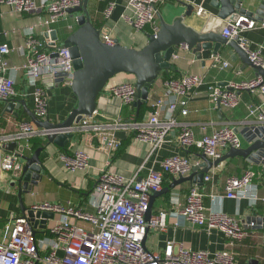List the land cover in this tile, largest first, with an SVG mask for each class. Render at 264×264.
Listing matches in <instances>:
<instances>
[{
    "label": "built area",
    "instance_id": "obj_1",
    "mask_svg": "<svg viewBox=\"0 0 264 264\" xmlns=\"http://www.w3.org/2000/svg\"><path fill=\"white\" fill-rule=\"evenodd\" d=\"M82 2L83 0H53L48 4V15L39 24L50 26L64 17L68 9L77 7ZM157 3L158 0H128L127 8L130 12L126 19L138 31L152 26L153 33H156L159 29L156 24ZM1 4L11 5L17 12H33L42 7L38 5L37 0H0ZM113 9L114 3H111L105 11L107 17L112 15ZM202 12L204 9L200 7L198 13L202 14ZM259 25L264 26V22L243 16L236 22L229 20L222 34L228 40H238L240 46L248 52L250 59L264 69L261 47L251 49L249 41L243 35L244 31ZM101 36L105 42L114 44V39L108 33H101ZM47 45H50V42L39 39L31 31L26 42L28 60L25 65V76L28 83L35 88L34 112L42 120L50 118V97L47 89L41 85V80L64 72L66 73L65 82L71 85L75 72L68 48L56 45L48 50ZM10 51L8 44L0 45V103L17 97L15 80L8 73L10 65L7 56ZM55 53L57 56H52ZM216 61H220V58L216 57ZM222 64L224 67L230 65L228 61H223ZM203 83L204 78L194 73L166 79L164 82L166 94L181 96L170 103L167 117L161 115L165 104L164 99L158 98L144 120L119 118L99 122L94 118L95 111L93 115H84L78 124L69 128H43L32 121H20L17 130L13 133L0 134V172L12 171L16 176H20L23 165L21 166L19 159L27 154L32 138L38 136L46 138L50 134L75 131L90 133L101 143V148L113 152L122 145L115 131L132 129L137 139L149 143L151 152H156L165 144L174 128L181 125L177 139L183 149L197 148L206 157L217 159L221 157L223 149L242 146L239 130L246 121L218 128L212 134L205 132L207 125L203 124L201 127L203 134L200 136L188 123H181L175 115L176 110L181 109L182 114L187 115L189 94ZM107 87L114 97L121 99L126 105H133L137 100L135 82H109ZM208 89L211 101L226 108H234L240 103L241 91L258 92L263 96V102L249 105L247 121L253 122V125L264 124V77L262 75L258 74L254 78L240 82H228L225 87L212 83L208 85ZM6 143H14L17 148L6 151L3 146ZM59 157L71 172L88 171L91 167L90 155L84 150H76L72 153L64 150ZM197 165H200V162L193 161L189 156L178 154L162 161L163 171L151 168L148 175L141 179L125 177L106 165L101 168L98 181L93 188L92 203L95 206V212L50 201L35 203L31 207L35 212L48 211L58 216L49 228L54 238L50 249L42 257L41 243L29 220L23 216L12 217L8 220L6 237L0 240V264H36L41 258L47 264H239L231 249L210 253L206 250L185 248L183 244H178L175 240H168L163 250L149 248L147 244L146 247L143 245L149 230H166L168 216H177L180 220H186L193 226L207 230L222 231L228 238V245L231 248L248 236L249 227L247 226H255L254 222L246 226L232 215L207 208L204 203V193L196 185L190 187L185 201H182L179 195L171 197L173 208L171 211L160 209L156 213H151L147 219L151 195L163 188V172L170 174L173 178L188 176ZM259 176L260 172L255 169H247L241 176L229 177L225 185L226 196L246 197L249 188ZM204 178L209 181L213 175L206 174ZM79 220L87 222L90 227L79 224Z\"/></svg>",
    "mask_w": 264,
    "mask_h": 264
},
{
    "label": "crops",
    "instance_id": "obj_2",
    "mask_svg": "<svg viewBox=\"0 0 264 264\" xmlns=\"http://www.w3.org/2000/svg\"><path fill=\"white\" fill-rule=\"evenodd\" d=\"M53 0H37L42 7L33 12H17L11 5H0V45L8 44L11 51L8 54L9 75L15 80L17 91L16 100H24L26 108L21 105L15 108L16 114L5 111V103H0V134L13 133L17 130L19 115L28 116L32 121L28 110L34 111L35 98L34 86L30 85L25 76V65L27 63L28 50L26 42L34 32L35 36L43 41L51 42L46 34L56 30L58 39L56 45H61L64 40L78 28L76 16L79 13H67L64 17L50 26L39 24L48 15V4ZM128 0H88V12L93 24L101 30V33H108L112 38L118 39L120 43L127 47L142 48L148 43V34L153 33V27L148 26L143 31L136 30L126 19L129 14L127 8ZM218 0H158V16L156 24L160 25V14L168 22H172L176 15L186 12L189 4L193 8L192 16L185 19V23L195 29L204 31L215 30L222 33L224 26L229 21L220 20L217 17L219 9L215 7ZM114 3L113 13L110 17L105 14L106 9ZM244 6L251 11L261 8L264 12V0H245ZM202 7L204 12L198 13ZM258 22H264V19ZM50 29V31H48ZM243 35L250 43L251 49H259L264 58V26L259 25L253 29L244 31ZM51 50L53 47L47 45ZM216 57L220 61H216ZM228 61L229 66L224 67L222 62ZM172 66L168 73L163 72L152 86L147 102L143 103L138 110L133 105H126L121 99L114 97L107 85L98 97L97 110L94 118L99 122H108L115 119L122 120H144L152 109V104L158 99H164V107L161 111L162 117L169 114L168 107L176 97L166 94L165 80L168 77L178 78L187 73L201 75L204 83L194 88L189 94L188 108L189 113L183 115L181 109H177L175 115L181 123H188L197 135H202L203 124L207 125L206 133L212 134L218 128L226 125H234L240 121H246L240 129H246L253 125L247 121L251 104L263 102V96L258 92L249 90L241 91L240 103L234 108H226L222 105L214 104L209 96L208 85L217 83L225 87L228 82H240L254 78L258 75L256 69L249 64H245L241 57L232 53V49L223 44L217 55L212 50H204L202 57L187 47H182L179 54L171 60ZM133 80V81H132ZM135 82V78L129 73H120L109 80V82ZM108 82V83H109ZM41 85L47 89L50 97L49 119L52 122L65 120L77 105V97L71 89V85L64 80H57L54 76H47L41 80ZM181 125H177L168 136L165 144L156 152H151V145L137 139L132 129H118L115 134L121 139L122 145L117 151H108L101 148V143L90 133L83 131L73 132V137L66 145L50 143L48 137H34L30 141V149L26 151L27 156H32L39 147H44L41 152L45 166V174L40 179L33 182V187L28 193H23V204L31 208L35 203L50 201L64 206L82 208L89 212H95L92 203L93 188L98 181L101 168L108 165L110 169L125 177L144 178L148 175L151 168L163 171L162 161L174 155H186L193 161L203 163L202 152L195 148L183 149L178 142L177 135ZM241 134V132H240ZM242 146L247 147L248 143L245 136L241 134ZM35 143H41L39 147H33ZM6 151L17 148L14 143L3 145ZM67 150L72 153L76 150H84L90 155V169L88 171L78 170L69 171L59 154ZM229 149H223L222 155ZM221 155V156H222ZM215 160V159H212ZM21 166L25 164L23 157L19 159ZM247 169H255L260 172L258 179L249 188L246 197L229 198L226 196V180L232 176H241ZM207 174H212L211 180H203L202 183L187 181L170 192L158 196L154 201L152 213L160 209L171 211V197L179 195L182 201L190 187L196 185L204 193V203L207 208L214 211H221L238 218L246 226L248 219L254 216L264 217V165L248 162L242 157H233L221 162L218 166H213ZM21 177L12 171L2 170L0 172V182H4V187L0 188V240L8 233V220L12 217L23 215L21 200L19 197L20 185L18 180ZM163 187L173 181L170 174L163 172ZM29 181V184L31 183ZM26 181L24 180V183ZM58 218L53 214L45 223H39L36 229V237L41 243V256L43 257L50 249L54 238L49 232V228ZM166 230L158 231L151 229L146 237V244L149 248L163 250L168 240H175L178 244H183L185 248L192 250H206L216 253L225 249H231L239 264H251V260L256 259L258 263L264 264V238L263 229H259L256 224L249 227L248 236L237 246L230 247L228 238L218 229L207 230L199 226H193L186 220H180L177 216H168ZM79 224L90 227L85 221H78ZM176 222L178 224H176ZM41 258L36 264H47Z\"/></svg>",
    "mask_w": 264,
    "mask_h": 264
},
{
    "label": "water",
    "instance_id": "obj_3",
    "mask_svg": "<svg viewBox=\"0 0 264 264\" xmlns=\"http://www.w3.org/2000/svg\"><path fill=\"white\" fill-rule=\"evenodd\" d=\"M245 0H218L215 7L219 9L217 17L220 20H231L236 22L240 17H247L256 21L264 19V12L261 8L251 11L244 6ZM187 10L182 15H176L172 22H168L160 14V25L156 33L148 34V43L142 48L127 47L115 39L114 44H109L102 39L101 30L96 27L90 19L88 12V0H83L82 4L68 9L69 13H79L76 16L78 28L73 31L60 45L68 48L73 59L75 68L71 89L77 97V105L69 116L61 122H52L50 119H39L34 111L28 110L32 122L43 128H69L78 124L84 115H93L97 110L98 97L104 90L109 80L120 73L132 74L135 78L137 88V100L134 106L139 110L143 103L149 99L152 86L163 72L168 73L174 56L179 54L182 47H187L202 57L204 50H212L217 55L223 44L232 49V53L241 57L245 64L252 65L258 74L264 77V69L256 65L246 50H244L238 40H228L222 33L215 30L204 31L195 29L185 23L187 17L192 16V6L184 4ZM50 46H56L58 39L57 31H51ZM52 56H57V53ZM66 73L59 72L55 75L57 80H64ZM23 105L24 100L12 99L5 102V111L16 114L15 108ZM245 136L248 143L247 147L230 148L221 157L212 160L202 154L203 163L193 168L188 176H179L163 187L160 191L151 195L149 210L146 214L147 219L151 216L155 199L177 185L187 181L202 183L205 175L213 166H218L221 162L233 158L242 157L250 163L264 165V124L251 125L246 129L239 130ZM73 132L64 134H50V143L66 145ZM44 147H39L32 156H23L25 164L21 169V177L18 180L20 185L19 197L21 200L23 217L27 218L36 233L35 227L39 223L47 222L53 216L52 212L34 211L23 204V193H28L33 182L40 179L45 174V166L41 152ZM24 180L26 181L24 183ZM33 182H32V181ZM29 181L31 183L29 184ZM254 222L259 229H263L264 238V217L254 216L248 219L247 223ZM146 247V241L143 242ZM256 259L251 260V264H256Z\"/></svg>",
    "mask_w": 264,
    "mask_h": 264
},
{
    "label": "trees",
    "instance_id": "obj_4",
    "mask_svg": "<svg viewBox=\"0 0 264 264\" xmlns=\"http://www.w3.org/2000/svg\"><path fill=\"white\" fill-rule=\"evenodd\" d=\"M169 78H174V77H168L167 79H169ZM18 118H19V121H28L29 120L28 116H26V115H19ZM39 145H41V143H35V145L33 147L37 148V147H39ZM193 149H195V148H192V150Z\"/></svg>",
    "mask_w": 264,
    "mask_h": 264
},
{
    "label": "rangeland",
    "instance_id": "obj_5",
    "mask_svg": "<svg viewBox=\"0 0 264 264\" xmlns=\"http://www.w3.org/2000/svg\"><path fill=\"white\" fill-rule=\"evenodd\" d=\"M4 185H5L4 182H0V188L4 187Z\"/></svg>",
    "mask_w": 264,
    "mask_h": 264
}]
</instances>
